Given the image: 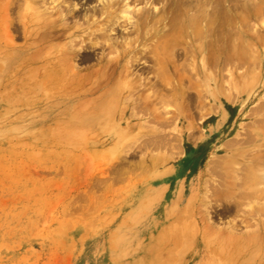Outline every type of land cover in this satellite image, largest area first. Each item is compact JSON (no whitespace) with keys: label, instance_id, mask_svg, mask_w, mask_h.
I'll return each instance as SVG.
<instances>
[{"label":"rangeland","instance_id":"rangeland-1","mask_svg":"<svg viewBox=\"0 0 264 264\" xmlns=\"http://www.w3.org/2000/svg\"><path fill=\"white\" fill-rule=\"evenodd\" d=\"M181 1L120 3L207 30L175 75L166 23L143 62L125 58L143 84L126 96L120 80L85 95L99 50L64 59L83 44L49 26L82 24L78 0H0V264H264V0Z\"/></svg>","mask_w":264,"mask_h":264},{"label":"bare ground","instance_id":"bare-ground-1","mask_svg":"<svg viewBox=\"0 0 264 264\" xmlns=\"http://www.w3.org/2000/svg\"><path fill=\"white\" fill-rule=\"evenodd\" d=\"M78 1L80 3H73V4L68 3V5L65 7V10L67 11L68 14H71L73 18H81L82 24L80 25L74 24L72 27H68L66 24L65 25L59 24L58 26H56L55 25L57 22L56 21V22L50 23L49 27L53 28L55 32L57 31L61 37L70 29L75 28L76 30L75 34L70 33L69 35L70 36L69 42L73 44L75 42H76L75 44L80 42L83 44L81 46L84 47V49L83 48H80V49L78 48V50L70 49L68 52L64 54V59L67 61H70L71 59L78 57L79 62H88L91 59H93L95 49L100 51L99 53L100 56L99 58L97 57L98 60L96 59L97 62L96 61L95 62L101 65L96 73L91 75L89 78L85 79L87 81V84L90 86L87 93H85V95L86 94L91 95V93L93 94L95 92H98L99 90L104 89L105 87L109 86L113 82V80H120L123 83L122 93L126 96H132L134 91L137 90L138 87H141L142 83L140 82L141 81L140 79L130 75L125 63L130 62L131 64L133 63L137 64V63L143 62L141 60L145 57L147 58L146 55L148 54L146 50L143 49L144 46L151 41L154 42L157 39L159 40V38H162V36L164 35H169L170 29L169 30L164 29L166 26V23L172 25V28L174 27V25L176 26V24L181 25V31H178V34L174 37L173 40L170 41L172 44L181 46V49L177 51H174L173 49L169 50V53H168L169 59L166 60V65H167L166 71H170V72L172 71V73L175 75H178V72L175 69L177 65L175 66L174 64L175 61L173 59V55L175 54L177 58H181L185 56L188 52L189 43L183 41V39L193 36V35L195 37H199V36L201 37L207 31L205 26H199L196 29H194L193 23H192L193 19L188 21L187 11H185L182 7H180L182 11V17L174 18V17H164V16L162 17L161 16L162 21L161 20L160 21L163 22L162 24L164 27L158 28V27H155V23L157 24V19H160L158 17L161 15V11H157L151 8V9H145L144 11H140V10L132 11L131 15H129L127 11H129L130 9L126 8L125 7L126 5H124V7L122 8L119 7L120 3H122L123 1L126 2V0H105V1L103 0L101 1L100 4H98V6H94V7H90L89 5L85 6L87 2H89L90 0H85V1L78 0ZM162 1H163V13L166 12L167 9H169V12L172 14L176 10L179 4H184V2L181 0H162ZM259 11H261L260 8H259ZM61 12L58 11L57 17L61 16ZM176 12L177 11H175V13ZM87 13H90L91 16L87 17ZM259 14L260 13H258V15ZM218 26L216 27V32H215L216 36L219 35L220 29H218ZM130 36H136V39L134 40L132 39L131 41L125 42V40H127ZM117 38H119L120 40H124V41L118 42ZM75 39H79V42ZM71 45H68V46L72 47ZM114 45H118L121 47L120 52H118L117 57H115L114 59L105 58L103 52L106 49H112ZM216 49L217 50L219 49L217 37H216ZM80 50L81 51L83 50V51L81 52ZM197 51H198V54L202 56L203 58V55L205 54V47L201 46L200 48L197 49ZM125 58H128L127 59L128 61L125 62ZM138 65L139 64H137V66ZM142 66L143 67L140 68L139 70H142L143 72L147 70L150 71V69H152V67L149 68V66H145V64ZM130 70L132 69L130 68ZM181 71H183V69ZM181 71H179V74ZM159 72H158V75H159ZM93 76H95V78H93ZM156 85H157V82L153 86H156ZM172 90L176 91L177 87L175 89L171 88L169 91H172ZM101 97L113 98V97H116V95L103 92L100 94V98ZM248 174L251 175V172ZM249 175H247L248 177L245 176L244 178L246 177L249 178L250 177ZM254 179L256 178L254 177Z\"/></svg>","mask_w":264,"mask_h":264}]
</instances>
